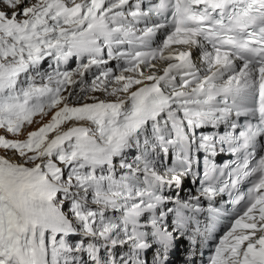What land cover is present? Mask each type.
Listing matches in <instances>:
<instances>
[{"label":"snow or ice","instance_id":"obj_1","mask_svg":"<svg viewBox=\"0 0 264 264\" xmlns=\"http://www.w3.org/2000/svg\"><path fill=\"white\" fill-rule=\"evenodd\" d=\"M0 151V264H167L225 193L244 203L208 264H264V0H0Z\"/></svg>","mask_w":264,"mask_h":264},{"label":"bare ground","instance_id":"obj_2","mask_svg":"<svg viewBox=\"0 0 264 264\" xmlns=\"http://www.w3.org/2000/svg\"><path fill=\"white\" fill-rule=\"evenodd\" d=\"M162 33H163V30L161 29L160 31H158L157 32V34H156V36L154 37V43H155V47L157 46V45H159L162 41H163V39L165 38H163V37H161L162 36ZM172 49H177V50H186V47L185 46H181V45H172L171 46V49H166L165 50V54H168V52L170 51V50H172ZM191 51L194 53V60L197 62V63H199L200 62V56L202 55V49H196V48H193V49H191ZM170 62H172V61H161V60H159V59H157V60H155V61H153L152 63H154V64H156L157 65V69L156 70H145L146 71V73L147 72H149V71H156V74L157 75H160V74H162V69H163V67H166L167 66V64L168 63H170ZM47 64H44V67L46 66ZM115 65H116V62L115 61H110L109 62V64H108V66H110V67H115ZM73 66V65H72ZM75 67H76V65H75ZM74 67V68H75ZM97 70L95 69V68H93L92 69V72H89L88 74H87V76H86V79H90L91 77H92V73L93 72H96ZM126 75H128V73L126 74ZM90 95H94V96H96V94L95 93H91ZM103 95V94H102ZM106 95H108L107 93H104V96L103 97H99L98 99H100V100H105V101H115L116 99H117V97H109V98H106L105 96ZM7 155H11V153H8ZM186 181V178L184 179V181H183V184H185L186 186H190V184H189V181H187V182H185ZM188 186V187H189ZM180 188H182V186L180 187ZM190 189H192V187L190 186ZM176 252V254H177V257H175V256H172V257H169L168 258V264H182L181 263V260L183 261V260H185V257L184 256H182L183 254H185L186 253V248L185 247H179L178 248V250L177 251H175Z\"/></svg>","mask_w":264,"mask_h":264},{"label":"rangeland","instance_id":"obj_3","mask_svg":"<svg viewBox=\"0 0 264 264\" xmlns=\"http://www.w3.org/2000/svg\"><path fill=\"white\" fill-rule=\"evenodd\" d=\"M45 68H47V66H45ZM92 79V77L89 79V81ZM96 94V97L97 98H99V97H103L104 96V93H101V92H97V93H95ZM103 94V95H102ZM106 98H109V97H111V96H109V95H106L105 96ZM113 98L115 97V96H112ZM89 102H91V101H89ZM34 119H36V120H39L40 118L39 117H36V118H34ZM48 119H50V116L49 117H46L44 120H42V121H40V123L42 124V123H46L47 122V120ZM39 125H37V124H33V125H31V126H26L27 127V130H35L36 129V127H38ZM6 153H4V152H2V151H0V155H5ZM8 154V153H7Z\"/></svg>","mask_w":264,"mask_h":264}]
</instances>
